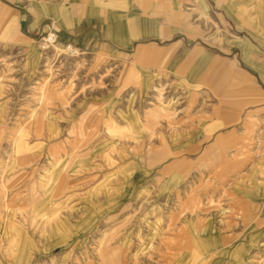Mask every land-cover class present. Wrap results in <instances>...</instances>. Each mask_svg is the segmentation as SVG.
I'll list each match as a JSON object with an SVG mask.
<instances>
[{
    "label": "rangeland",
    "instance_id": "obj_1",
    "mask_svg": "<svg viewBox=\"0 0 264 264\" xmlns=\"http://www.w3.org/2000/svg\"><path fill=\"white\" fill-rule=\"evenodd\" d=\"M176 244L264 264V0H0V264Z\"/></svg>",
    "mask_w": 264,
    "mask_h": 264
},
{
    "label": "crops",
    "instance_id": "obj_2",
    "mask_svg": "<svg viewBox=\"0 0 264 264\" xmlns=\"http://www.w3.org/2000/svg\"><path fill=\"white\" fill-rule=\"evenodd\" d=\"M60 9L62 11V13H61V17H62L64 15V13H63L64 12L63 6H60ZM45 14L46 13H45L44 10L43 11H40L38 13V19L42 18ZM61 17H56L55 20L57 22H59L61 25H63L62 18ZM59 45H61V44H59ZM237 79H240V78L237 77ZM256 188H258V185H256ZM184 229L186 231V235H187L186 237L188 238L187 241H189V238L190 237H192V239L194 240V238L196 236V229L194 228V226L191 225V224L186 223L184 225ZM177 246L178 245L176 244L175 245V249L173 248V250H175V251H174L173 254H170L169 255L170 257L168 256V254L166 255L168 259L171 258L169 264H201L200 261H199V263L196 261V259L200 260V257L203 256L202 254H204L203 253L204 251L201 248H199V247L196 246V247H194V249L191 250V254L190 255L184 256V255H180V253H181V251H183V249L181 247H178L177 248ZM189 247H187L188 250H189Z\"/></svg>",
    "mask_w": 264,
    "mask_h": 264
},
{
    "label": "built area",
    "instance_id": "obj_3",
    "mask_svg": "<svg viewBox=\"0 0 264 264\" xmlns=\"http://www.w3.org/2000/svg\"><path fill=\"white\" fill-rule=\"evenodd\" d=\"M51 40L57 41L58 40V36L53 35L52 38H51Z\"/></svg>",
    "mask_w": 264,
    "mask_h": 264
}]
</instances>
